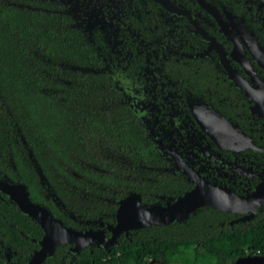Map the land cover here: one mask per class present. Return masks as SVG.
Returning a JSON list of instances; mask_svg holds the SVG:
<instances>
[{
	"label": "trees",
	"instance_id": "16d2710c",
	"mask_svg": "<svg viewBox=\"0 0 264 264\" xmlns=\"http://www.w3.org/2000/svg\"><path fill=\"white\" fill-rule=\"evenodd\" d=\"M165 167L64 0H0L1 187L26 185L33 202L80 230L114 224L120 200L132 193L145 205L181 194ZM220 215L232 217L204 206L182 222L122 233L109 248L74 253L59 244L43 264H232L264 256V206L250 220L211 225ZM43 235L2 193L0 264H28Z\"/></svg>",
	"mask_w": 264,
	"mask_h": 264
},
{
	"label": "flooded vegetation",
	"instance_id": "af4514ba",
	"mask_svg": "<svg viewBox=\"0 0 264 264\" xmlns=\"http://www.w3.org/2000/svg\"><path fill=\"white\" fill-rule=\"evenodd\" d=\"M203 1L212 10L199 0H64L181 192L162 205L196 187L183 167L238 196L264 189V0ZM204 206L232 215L210 220L223 227L264 202L253 216ZM108 224L87 228L109 237Z\"/></svg>",
	"mask_w": 264,
	"mask_h": 264
},
{
	"label": "water",
	"instance_id": "95a60500",
	"mask_svg": "<svg viewBox=\"0 0 264 264\" xmlns=\"http://www.w3.org/2000/svg\"><path fill=\"white\" fill-rule=\"evenodd\" d=\"M201 4L212 10L209 4L199 0ZM169 6V3L166 2ZM186 172L197 181L194 189L180 195L174 202L162 205L159 203L145 206L138 193H132L120 200L116 213V223L108 224L111 236H106L104 230L85 228L82 230L65 225L45 205L30 199L26 185L22 183L9 184L4 192L15 200L19 208L37 221L44 230L40 248L36 250L28 264H43L44 260L55 253L59 244L72 243V252L90 245L108 248L117 242L121 233L132 229L143 228L151 224L167 225L171 222H181L195 209L211 205L227 212L251 211L253 216L259 205L264 202V189L259 188L248 197L238 196L228 189L217 187L191 173ZM232 264H264L262 255H245Z\"/></svg>",
	"mask_w": 264,
	"mask_h": 264
},
{
	"label": "rangeland",
	"instance_id": "374dc122",
	"mask_svg": "<svg viewBox=\"0 0 264 264\" xmlns=\"http://www.w3.org/2000/svg\"><path fill=\"white\" fill-rule=\"evenodd\" d=\"M91 25H92L91 22H89V27H90Z\"/></svg>",
	"mask_w": 264,
	"mask_h": 264
}]
</instances>
